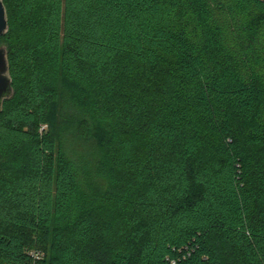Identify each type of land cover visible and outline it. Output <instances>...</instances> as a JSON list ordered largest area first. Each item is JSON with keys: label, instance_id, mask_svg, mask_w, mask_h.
Returning <instances> with one entry per match:
<instances>
[{"label": "trees", "instance_id": "1", "mask_svg": "<svg viewBox=\"0 0 264 264\" xmlns=\"http://www.w3.org/2000/svg\"><path fill=\"white\" fill-rule=\"evenodd\" d=\"M3 2L0 264H264V0Z\"/></svg>", "mask_w": 264, "mask_h": 264}, {"label": "water", "instance_id": "2", "mask_svg": "<svg viewBox=\"0 0 264 264\" xmlns=\"http://www.w3.org/2000/svg\"><path fill=\"white\" fill-rule=\"evenodd\" d=\"M9 30L8 14L3 0H0V38L4 37ZM14 94L12 78L8 61V52L5 47L0 48V111L4 103Z\"/></svg>", "mask_w": 264, "mask_h": 264}, {"label": "rangeland", "instance_id": "3", "mask_svg": "<svg viewBox=\"0 0 264 264\" xmlns=\"http://www.w3.org/2000/svg\"><path fill=\"white\" fill-rule=\"evenodd\" d=\"M68 148L73 158H78L80 161H86L87 163H91L93 161V158L95 156L94 153L90 152V149L84 148L83 146L79 145L74 140H69ZM87 179L90 183L91 188L95 190L100 189L99 187L101 186V181L97 179L93 174L88 175Z\"/></svg>", "mask_w": 264, "mask_h": 264}, {"label": "built area", "instance_id": "4", "mask_svg": "<svg viewBox=\"0 0 264 264\" xmlns=\"http://www.w3.org/2000/svg\"><path fill=\"white\" fill-rule=\"evenodd\" d=\"M31 255H32L33 259H35L36 261H38V260L43 258L42 254H38L36 252H32Z\"/></svg>", "mask_w": 264, "mask_h": 264}]
</instances>
